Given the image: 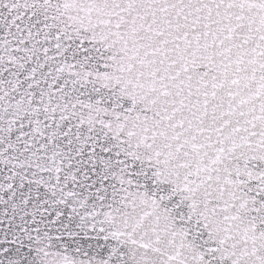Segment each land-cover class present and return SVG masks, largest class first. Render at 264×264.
<instances>
[{
  "label": "snow or ice",
  "instance_id": "6c2138e0",
  "mask_svg": "<svg viewBox=\"0 0 264 264\" xmlns=\"http://www.w3.org/2000/svg\"><path fill=\"white\" fill-rule=\"evenodd\" d=\"M0 264H264V0H0Z\"/></svg>",
  "mask_w": 264,
  "mask_h": 264
}]
</instances>
